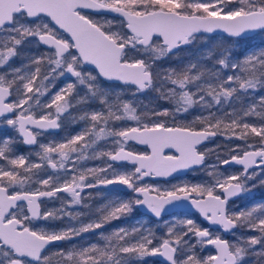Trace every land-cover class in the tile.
I'll return each mask as SVG.
<instances>
[{
  "label": "snow or ice",
  "instance_id": "6c2138e0",
  "mask_svg": "<svg viewBox=\"0 0 264 264\" xmlns=\"http://www.w3.org/2000/svg\"><path fill=\"white\" fill-rule=\"evenodd\" d=\"M233 3L238 6H228ZM92 13L115 16L101 21ZM217 30L238 39L256 30L264 32V0H0V70L6 69L0 71V118L11 115L6 126L24 145L39 149L33 160L31 153H14V138L0 140V160L6 161L0 165V264H52L53 255L62 264H148L149 258H162L165 264H244L250 254L264 259V202L239 212L228 209L230 199L251 195L247 181L264 175V96L252 95L264 90V47L234 59L231 49L219 45L216 52L208 51L179 68L156 67L201 35ZM29 39L48 52L11 67ZM205 60L215 63L209 68ZM61 78L68 82L52 93ZM107 82L134 87L133 98L155 91L174 107L138 112L135 99L123 100L119 92L103 86ZM81 87L82 96L77 91ZM74 97H79L75 104ZM90 102H99L102 108L79 117L87 125L80 132L62 142L38 141L44 133L59 130L70 109ZM194 109L201 115L178 120ZM249 116L259 117V124L248 123ZM117 121L135 126L117 130L111 126ZM217 135L243 145L229 149L227 159L217 155L218 164L209 166L206 157L213 150L200 148ZM101 141H110L112 150L100 149ZM129 141L150 146L151 153L127 150ZM165 149H175L176 154L165 155ZM89 160H100L102 166L85 167ZM124 164L134 170L123 169ZM232 164L242 166V173L224 175L216 170ZM195 168L205 169L211 182L163 189L141 186L144 177L167 178ZM46 169L53 174L42 178ZM110 185L123 186L136 196L113 197L94 213L69 210L89 209L82 193ZM61 192L71 199L41 213V199L57 198ZM181 201L224 231L243 228L259 235L230 243L189 218L173 221L166 238L155 245L153 230L139 221L130 228L97 232L140 208L159 219L167 207ZM86 215L93 218L84 223ZM65 217L68 224L59 231L29 226L36 219ZM85 233H95L100 243L45 255L54 242L72 241ZM185 237H194L196 243ZM196 244L213 246L215 254L198 257Z\"/></svg>",
  "mask_w": 264,
  "mask_h": 264
},
{
  "label": "flooded vegetation",
  "instance_id": "af4514ba",
  "mask_svg": "<svg viewBox=\"0 0 264 264\" xmlns=\"http://www.w3.org/2000/svg\"><path fill=\"white\" fill-rule=\"evenodd\" d=\"M92 15H97V14L92 13ZM99 15H101L103 17H106V18H110V19L114 18V16H110V15H107V14H99ZM37 47H38V49H40V48L46 49L44 46L39 45L38 43H37ZM66 81H68L67 78H61V79L57 80V82H55V86L52 87L51 90H54L56 88L59 89L60 87L64 86L63 83L66 82ZM104 84H106V85L113 84V85L119 86L115 82H107V83H104ZM119 87H121V86H119ZM122 88H124L126 91L128 90V88H130L129 89L130 91H127V93L125 95H121V98H125L126 95H127V97L131 98L132 97L131 91H134V87L129 86V87H122ZM80 91H82V90H80ZM46 98L47 97H42L41 99H46ZM77 106H79V105H77ZM77 106L69 110L70 111V115H76L78 110H81V108L78 109ZM92 107H94V108L95 107L102 108V105H100L99 102H90V108H92ZM70 115H65L62 118V127L59 130L50 131V132L44 133L42 136L38 137V141L40 143H48L49 141L59 142V141L63 140V138L67 137L69 134H72V132H74L73 128H75L76 125L79 122L76 123V124L71 123V120H72L71 117L68 118ZM7 118H13V117H11V115H10L9 117L0 118V140H1V138H5V137L14 138L17 141V144H18V150H15L14 147L12 146L14 152H16L18 155L22 153L25 156H28L31 153V158L33 160H36L37 158L35 156V153H36V151L39 150L38 147L37 146L24 145L23 142L20 140V137L18 136L17 132L15 130H13L12 128L6 126L5 121H6ZM111 126L118 130L120 128L135 126V123L131 122V121H117L114 124H112ZM206 144H207V142H205L201 146V148H200L201 151L207 150L206 149ZM100 146H102V148H101L102 150H112V145H111L110 141H108L107 143L104 142V141H101L100 142ZM126 148L129 151H135L137 153H148V149H147V147L145 145L137 144L135 141H129L128 145H126ZM164 154L165 155H170V154L174 155L175 153L173 151H171V150H165ZM227 157H229V156H226V157H224L222 159H226ZM206 158H208V157H206ZM208 160L212 161L215 165L218 164V160L217 159H206V161H208ZM90 162H92V164L94 166H102V162L100 160H92ZM122 166L125 169H127L128 171L134 170L131 164H124ZM218 168H220L221 170H225L226 168H232L234 170H240V173H242V168L239 167V166H222L221 165ZM202 170H203V168L188 169L183 174L175 175V176H173L171 178H168V179H158V178L157 179H151L149 177H144L143 180L141 181V186H145V185H147V186H155V185H158V186H160L163 189V188H166V187H171V185H173V183L174 184H182V183L195 184L200 179V172ZM50 171H52V170L50 169ZM33 187H40V186L39 185H34ZM41 190H48V189L41 188ZM103 190H108L109 192H114V193H116L117 197H119L121 199H132V198H134L136 196L135 193H132L130 190H125L123 186H118V185L117 186H111L110 185L107 188L100 187V188H95V189H86L85 192L82 193V195L87 197V199H85L84 203L89 205L90 208L89 209H82V208H79V207H74V208H71L69 210H71V211H81V212L91 211V212L94 213L95 210L97 208H99V206H101L100 203H104V201L106 199H108L105 196V194L101 193V191H103ZM258 193H260V192H258ZM66 197L69 200L71 199L69 193H63V192L59 193L57 198H42L41 201H40V211H41V213H42V211H43V209H44L46 204L49 205L50 210L61 208L62 204L67 202ZM238 197L239 196L234 197V198L229 200V202H228V209L229 210L232 209L230 206H231V204L236 202ZM137 211L140 213L141 216H146L149 220H159V219H161L163 217L171 216V215H174V214H183V215H186V216H193L195 218V223L200 228H202V229L203 228H208L209 231H211L213 229L221 231V230H219L217 228L209 227L206 224L205 220L201 219L196 212H190V213L171 212V213H168V214H163L161 216V218L157 219V218H153L152 216L145 215V214L141 213L139 210H137ZM25 214H27V212H25ZM90 218H93V217L86 215L82 219H83V222L85 223ZM66 219L67 218L65 217L64 219L47 220L48 223H46L45 227L51 228L50 229L51 232L59 231V230H61V227L64 228V226H66L68 224V220H66ZM119 220L112 221L110 224H108L109 227H111V226L114 227V225ZM39 223H41V220L40 219H36V220H33L29 226L32 227V225H35V224L38 225ZM73 223H75V222H73ZM100 230H97V232H99ZM221 232L223 234L224 233H229V232H224V231H221ZM93 235L97 236L95 233H85L81 237H78V238H76V239H74L72 241H60V242L54 243L53 245L47 247V249H53L55 247H60V246H62L65 243H68V244L75 243V242H77V243H83V242L86 243V242H88V238H91V236H93ZM220 238H224V237L220 236ZM159 239H161V237H158V240ZM193 239H194L193 237L191 239L188 238L189 241L190 240L193 241ZM224 239L227 240L226 238H224ZM158 243H156V244H158ZM191 243L194 244V242H191ZM206 247L211 249V245L206 246ZM196 248H197V246L195 247V250H196ZM212 254H213V251H212ZM151 259H154L158 264H164V263H160L155 258H151Z\"/></svg>",
  "mask_w": 264,
  "mask_h": 264
},
{
  "label": "rangeland",
  "instance_id": "374dc122",
  "mask_svg": "<svg viewBox=\"0 0 264 264\" xmlns=\"http://www.w3.org/2000/svg\"><path fill=\"white\" fill-rule=\"evenodd\" d=\"M92 17L94 19L101 20V21H103V20H111L110 18H106V17H103L101 15H92ZM113 30H116V29H113ZM250 36H253V38L251 39V42L253 43L252 44L253 47L251 49L264 47V44H263L264 43V32H262V31L259 30V31L254 32ZM251 49H249V50H251ZM47 52H48V49H43V48L38 49L36 41L34 39H29V41L27 43H25V45L20 49V53L21 54L19 56H17L16 58H14L11 61V67H19L22 64L27 63V57H30V56H40V55L45 54ZM0 71H6V69H2ZM67 82L68 81L64 82L63 84H66ZM103 86L106 87V88H108L113 93L119 92L120 95H125L127 93V91L124 88L119 87L117 85H113V84L106 85V84H104ZM58 90L59 89L56 88L54 90H51V92L54 93L55 91H58ZM80 90H82V91H80ZM77 91L82 96L84 94V91L85 90L81 87V88L77 89ZM137 98H138V96H136L135 98H133V97L130 98V97H127V95H126L125 98H122V99L123 100H131V99H135L136 100ZM77 99H79V97H74L73 98V101H72L73 104H75V101ZM43 100H45V99H42V101ZM77 108L78 109L81 108V110H78L77 109L79 113L77 112L76 115H70L68 118L71 117V119H72L71 120V123L76 124V123L79 122L80 124L78 123L79 125L77 124L76 127L73 128V131L74 132H72V134H69L67 137H70L72 135L77 134L83 128H85L87 126L84 121L81 122V120H79V117L81 115H83L85 111L91 112L92 110H97V111L101 110L100 107L99 108L98 107H95V108L92 107V108H90V103L86 104V106L85 105H79V106H77ZM146 111H148V110H146ZM190 112H192V110ZM74 118H75V120H74ZM3 139L4 138H1V140H3ZM63 140H64V138H63ZM63 140H61L59 142H62ZM99 147H100V149L102 148V146H100V145H99ZM14 153L17 154L16 152H14ZM206 159H214V158L208 157ZM90 161H92V160H89V161H86L85 162V167H93L94 166L92 164V162H90ZM206 164L209 165V166L215 165L210 160L206 161ZM0 165H6V161L0 160ZM121 167L123 169H125L123 166H121ZM216 170L219 171V172H221V173H223L224 175H230V174L240 173V170H234L232 168H226L225 170H221L220 168H217ZM52 174H53V172L50 171V169H46L45 170V173H42L41 174V177L43 178L45 175H52ZM261 181H264V175H258L254 179L247 181L246 182L247 185L250 188H252L251 195H248V194H242V195H240L238 197V199L236 200V202L233 203V204H231L230 207L232 209L230 211H232V212H239L241 209L245 208L246 206H253V205L257 204V203L264 202V184L260 183ZM210 182H211V180H210V178H209V176L207 174V171L205 169H203L200 172V179L198 180L197 183H210ZM257 185H259V186L257 187ZM155 186H158V185H155ZM260 189H262L263 192L258 193L259 192L258 190H260ZM101 193L105 194V196L108 198V199H106L104 201V203H100L101 206L104 205L105 203H107V201L110 200V199H112L113 197H117L116 193L109 192L108 190H103V191H101ZM66 200L69 201V199H67V197H66ZM101 206H99V207H101ZM49 210H50L49 205L46 204L45 207H44V209H43V211H42V213L44 211H49ZM185 218H189V219H192V220L195 221V218L193 216H186V215H183V214H174V215H171V216L163 217V218H161L159 220H149L146 216H139L137 218H133L131 220V225L130 226H127V227L130 228V227L136 225L137 222L139 221L145 227L151 228L153 230V232H154V234H155L156 237H161V239H162V238H166L165 234L167 232V228L170 227V226H172L173 221L179 220V219H185ZM90 219H92V218H90ZM40 220H41V223H39L38 225L37 224L32 225V227L34 229H37V230H47V231L51 232L50 231L51 228L45 227L46 226V223H48V221L47 220H44V219H40ZM87 222H85V223H87ZM165 222H167V225L165 224ZM119 227H121V226L120 225L119 226H116L115 229H117ZM61 229H63V227H61ZM210 233H212L213 236H223L230 243L237 242L241 237L247 238V237L259 235V232L258 231H249V230L243 229V228H236L234 231L229 232V233H224V234L221 231H218V230H214L213 229V230L210 231ZM188 238L189 237H185L186 240H188ZM159 240L156 243H158ZM189 242L190 243L191 242H194V244H195L196 243V240L194 238L193 241L190 240ZM90 243H95V242H86L83 245H87V244H90ZM156 243H154V244H156ZM78 244L79 243H77V242L71 243V244L65 243V244H63V247L60 246V247H55L53 249H47L46 252H45V255H49V254L56 253L59 249H64L65 251H67L68 249H70L74 245L75 246H78ZM196 246H197V248L195 250L196 251L195 253H196V255L198 257L203 258V257H206V256L212 254V250L210 248H207L205 246H201L199 244H196ZM256 250L257 251L260 250V246L259 245L256 246ZM189 254H191V253H189ZM255 258H256L255 255H251L250 254L245 259L244 264H250V263H252ZM52 264H62V261L57 256H54L53 255L52 256ZM148 264H150V263L148 262ZM260 264H264V261L261 262Z\"/></svg>",
  "mask_w": 264,
  "mask_h": 264
},
{
  "label": "trees",
  "instance_id": "16d2710c",
  "mask_svg": "<svg viewBox=\"0 0 264 264\" xmlns=\"http://www.w3.org/2000/svg\"><path fill=\"white\" fill-rule=\"evenodd\" d=\"M229 7H234V6H238L236 4H230L228 5ZM253 38V36H247L243 39H238V38H230L227 36H223V35H218V34H214V35H201L199 37V39L190 47H185L182 48L177 56H169L166 59H163L159 62H157V69H166V68H179L182 65L188 63L190 60H195L197 56L202 55V54H206L208 51H213L216 52L217 48L219 45H224L226 47H228L229 49H231L232 51V56L234 59H238L240 57H242L249 49H251L253 47V43L251 42V39ZM264 44V43H263ZM203 63L211 68L212 64L215 63L214 60H205L203 61ZM227 74H231V71L229 70L228 72L225 73ZM130 88H128L127 91ZM132 92V91H131ZM255 97H259V96H264V90H261L259 92L253 93L252 94ZM136 101L139 104L138 107V112L141 110H150V109H161V108H169L171 110V108H173V103L171 102H165L162 99H159L158 94L155 91H151V92H147L143 95H138V98L136 99ZM245 103H248L247 99L245 98ZM147 106V107H145ZM228 110V109H225ZM213 111H215V109H213ZM204 115H207V112L205 111L203 113ZM201 115V110L199 109H194L192 110V112H189L187 114H183L181 116L178 117L179 121H191L195 116ZM161 119H164L163 117ZM246 121L248 123H253V124H259L260 118L256 117V116H249L246 118ZM171 122V120L169 119V123ZM257 142L256 140H252L249 139V143H255ZM235 145H243V141L241 140H237L235 138L231 139V140H226L224 136L222 135H217L216 137L212 138L211 140L207 141L206 144V149L207 150H213L211 151L207 157L210 158H214L217 159V155L220 156V159L229 156V149H231L233 146ZM15 150H18V144L17 141L16 143L13 145ZM234 154V153H232ZM259 185H257L258 187ZM260 193L263 192L262 189L258 190ZM141 216L140 213L136 210L134 211L132 214H130L128 217L126 218H121L115 225L114 227L111 226L109 227V225H106L103 230L101 229L100 231H103L105 233L111 232L112 230L115 229V226H130L131 225V220L133 218H137ZM158 240L157 239L154 241V243H156ZM88 242H95V243H100L99 239L97 236H91V238H88ZM83 243H79V245H83ZM63 247V245H62ZM195 251V249H194ZM256 256V255H255ZM153 260L149 258L148 262L150 264H153ZM264 259H261L260 257L256 256V258L253 260L252 263L250 264H260L261 262H263ZM156 262V261H155ZM156 264H158L156 262Z\"/></svg>",
  "mask_w": 264,
  "mask_h": 264
},
{
  "label": "water",
  "instance_id": "95a60500",
  "mask_svg": "<svg viewBox=\"0 0 264 264\" xmlns=\"http://www.w3.org/2000/svg\"><path fill=\"white\" fill-rule=\"evenodd\" d=\"M107 15H110V16H115V14H107ZM256 31H259V30H256ZM256 31H254V32H256ZM254 32H250V33H248L247 34V36H250V35H252ZM214 34H218V35H223V36H227V34H225L222 30H217V31H215V32H213V33H205V34H203V35H214ZM246 36V37H247ZM228 37V36H227ZM18 134V133H17ZM19 136V135H18ZM137 144H139L138 142H136ZM146 147H147V149H148V153L150 154L151 153V148H150V146H148V145H145ZM165 150H171V151H173L174 153H175V149H165ZM164 150V151H165ZM176 154V153H175ZM242 154V153H241ZM227 158H229V157H227ZM226 158V159H227ZM223 166V165H222ZM228 166H239V167H241L242 168V166H240V165H235V164H232V165H228ZM186 170H182V171H179V172H177V173H174L171 177H173V176H175V175H181V174H183L184 172H185ZM242 171H243V169H242ZM171 177H167V178H163V177H151V176H149V178H151V179H168V178H171ZM139 211L141 212V213H143V214H145V215H149V216H152L151 214H149V213H147L146 211H145V209L144 208H140L139 209ZM171 212H183V213H190V212H196L198 215H199V217L201 218V219H203V220H205V222H206V224L209 226V227H211V228H217V229H219V230H221V231H224V230H222V228H221V226H219V225H213V224H210L197 210H195L193 207H191L187 202H185V201H181V202H179V203H177V204H175V205H173V206H169V207H167V209H166V211L163 213V214H168V213H171ZM28 214V213H27ZM162 214V215H163ZM153 218H155L154 216H152ZM234 230V229H233ZM232 230V231H233ZM224 232H231V231H224ZM222 239H224V238H222ZM54 243H57V242H54ZM53 243V244H54ZM53 244H51V245H53ZM51 245H49V246H51ZM48 246V247H49ZM211 249H212V251H213V254H215V250H214V247L213 246H211ZM155 259H157V261H159L160 263H164L165 264V262H164V260L162 259V258H155Z\"/></svg>",
  "mask_w": 264,
  "mask_h": 264
}]
</instances>
